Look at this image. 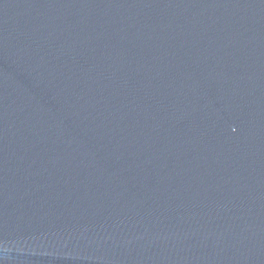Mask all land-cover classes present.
<instances>
[{
	"label": "water",
	"instance_id": "95a60500",
	"mask_svg": "<svg viewBox=\"0 0 264 264\" xmlns=\"http://www.w3.org/2000/svg\"><path fill=\"white\" fill-rule=\"evenodd\" d=\"M0 264H264V0H0Z\"/></svg>",
	"mask_w": 264,
	"mask_h": 264
}]
</instances>
